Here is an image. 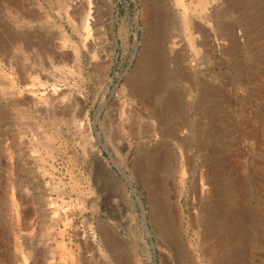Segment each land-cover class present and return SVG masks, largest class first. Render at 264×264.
<instances>
[{
    "label": "rangeland",
    "instance_id": "1",
    "mask_svg": "<svg viewBox=\"0 0 264 264\" xmlns=\"http://www.w3.org/2000/svg\"><path fill=\"white\" fill-rule=\"evenodd\" d=\"M106 225L264 264V0H0V264Z\"/></svg>",
    "mask_w": 264,
    "mask_h": 264
},
{
    "label": "bare ground",
    "instance_id": "2",
    "mask_svg": "<svg viewBox=\"0 0 264 264\" xmlns=\"http://www.w3.org/2000/svg\"><path fill=\"white\" fill-rule=\"evenodd\" d=\"M81 10V9H80ZM86 22V21H85ZM87 27V22L85 25V28ZM172 41V40H171ZM173 44V43H172ZM174 57V56H173ZM151 58V57H150ZM156 60V59H154ZM158 67V66H157ZM145 68V67H143ZM135 79V78H134ZM150 80V79H149ZM253 82V81H252ZM153 88V87H152ZM147 89V88H146ZM155 92V91H154ZM50 96V95H49ZM51 97V96H50ZM244 97V96H243ZM242 97V98H243ZM250 98V97H249ZM165 106V105H164ZM135 107V106H134ZM147 107V106H146ZM164 117V116H163ZM253 120V119H252ZM242 121V120H241ZM248 121V120H247ZM257 124V123H256ZM259 124V123H258ZM253 128V127H252ZM248 136V135H247ZM236 144V143H235ZM238 144V143H237ZM236 144V145H237ZM239 146V145H238ZM240 148V147H239ZM238 148V149H239ZM225 156V155H224ZM224 158V157H223ZM226 160V159H225ZM224 162V161H223ZM144 164V163H143ZM142 168V167H141ZM149 179V178H148ZM243 184V183H242ZM157 186V185H156ZM235 195V194H234ZM242 199V198H241ZM154 200V199H153ZM219 209V208H218ZM246 212V211H245ZM206 214V213H205ZM236 217L234 220L227 221L228 224H230L229 227L232 226V231L235 230V233L237 232L238 225L241 229V232H243L244 226L242 223V218L236 213ZM224 216V215H223ZM230 216V215H229ZM248 216V215H247ZM250 217V216H249ZM225 218V216H224ZM204 220H209V215L206 217H203ZM227 219V218H226ZM234 221V222H233ZM250 221V220H249ZM219 222V221H218ZM225 222V221H224ZM227 224V223H226ZM253 226V225H252ZM228 227V228H229ZM203 228V227H202ZM86 228L82 232V250H78L75 252V248L71 247L68 248L67 246H64L63 244H56L55 247L49 246L46 254L44 255V258L46 260H49L51 264H55L58 260V264H130L129 262V256H127L125 251V241H122L121 238H119L113 231V228H111L109 225L104 226V228L98 227L99 233H90ZM248 232V231H247ZM2 236V235H1ZM232 236V235H231ZM58 237H55L57 239ZM232 238V237H231ZM234 238V237H233ZM3 240V239H2ZM100 243L101 248L98 246L96 247V244ZM29 245V244H28ZM26 244V246H28ZM24 250L25 247H22ZM30 248V247H29ZM31 250H30V256H31ZM233 254V253H232ZM39 255V254H38ZM35 256V255H33ZM1 257V256H0ZM36 258V257H35ZM3 259V258H2ZM10 260V259H9ZM217 260V259H216ZM15 261V264H28V258L26 256H21L18 258L11 259L9 261L10 264H13ZM36 262V261H35ZM214 264H220L218 261H215Z\"/></svg>",
    "mask_w": 264,
    "mask_h": 264
}]
</instances>
